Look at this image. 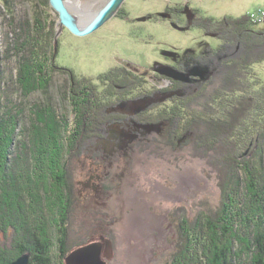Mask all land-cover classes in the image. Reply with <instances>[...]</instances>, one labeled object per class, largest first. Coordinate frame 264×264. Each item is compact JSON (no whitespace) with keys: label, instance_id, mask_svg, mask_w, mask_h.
<instances>
[{"label":"rangeland","instance_id":"374dc122","mask_svg":"<svg viewBox=\"0 0 264 264\" xmlns=\"http://www.w3.org/2000/svg\"><path fill=\"white\" fill-rule=\"evenodd\" d=\"M67 1L71 12L75 14L81 24H85L109 0H96L97 2L94 3L89 0ZM123 8L128 18L123 20L112 18L94 33L83 37L73 35L69 30L61 27L59 16L52 9L49 0H14V17L8 21L4 20L8 18L4 16L5 14L0 15V80L3 81L1 87L9 91H7L9 99L1 100L6 110L9 108L8 110H12L17 115L13 116L14 120L19 119L15 130L22 133L24 129H27L32 141L36 140L34 135H37L40 128L44 132L45 127L51 126L52 121L47 115L53 116L55 123L59 116V122L66 120L67 124L64 125L70 126L68 134L61 133L62 135H59L62 140L61 144L66 146L69 136L72 134L70 130L71 126H74L73 120L75 119L71 100H75L77 103L78 100L72 93L70 77L57 71L48 75L51 79L48 95L51 102L46 100L41 91L26 93L27 91L23 90L22 86H17L18 73L23 69L20 67V57L25 56V54H21V48L16 47L17 43L15 44L17 36L21 32L24 35H30L31 38L33 35L37 37L38 48L36 47V50L38 54L42 53L41 36H44L45 42H48L49 45L47 49L49 60L44 58L43 62L38 58L34 65L44 66L48 72L52 71L53 66L56 65L72 71L76 76L94 79V82H97L96 78L99 75L118 69L117 76L119 78L115 81L120 79L118 84H123L124 87L130 86L128 90H114L111 94L112 98L106 102L105 107L107 108L102 113L101 129L97 135L99 138H94L92 134L89 136L87 133L84 135V139L83 135L70 139L72 145L75 146L73 149L75 148L76 153L67 158L66 175L60 185L47 179L46 163L39 161L37 152L39 145H36L38 140L33 141L34 144L26 143L28 147L25 149L28 148L27 153L31 154L29 156L31 159L23 165L22 171L19 169L22 163H19L18 168L13 167L18 165L17 163L13 165L14 140H11V149L9 148L11 157L7 156L8 158L5 160L6 146L9 147L6 138L8 134L12 136V132H14L13 125H9L11 119H7L8 124L4 125V128L6 129L8 125L7 128L12 132L4 135L2 146L0 144V148L2 147L0 169H7L9 166L12 171H8L7 175L5 173L6 176L2 175L3 178L0 180L3 182V186H0L2 190L0 191V201L4 202H0V206L2 205V210H4L3 206L6 205V211L2 213H5L4 216L7 212V214L11 213V218L5 216L1 220L10 222L9 224H13L15 228V231L7 233V238L3 236L0 238V242L7 244L9 254L7 260H18L24 255H30V253L19 255V247L15 244L26 242V229L22 228V225L29 219V221L32 220V224L26 226L29 228L27 233L37 248L38 246L44 247V240L48 239L50 234L55 237L54 234L57 233V240L50 239L47 257L42 256V258H47L50 264H67L66 259L72 252L93 243L103 245L101 261L107 264H217L214 256L221 249L226 251L228 264H259L257 248L250 250L243 237H251L254 232L257 235L264 233V228H262V225L264 226L263 201L254 199L253 204L246 207L244 200L252 198L251 196L254 194L252 192L244 194L243 190L241 194L235 193V191H230L233 190V185H226V183L223 185L219 180L221 174H228L230 164L227 157L231 153L234 156L235 154L236 156L241 155L240 146H237L239 144L233 143L236 147L232 146L231 142H224L225 138L223 137L222 140H217L223 132L222 128L218 126L214 131L209 132L199 123L201 126L197 125L194 131L192 129L188 132L191 122L186 117L191 112L185 116L184 110L182 113L176 108L174 109L175 106L172 107L169 102H166L173 95L193 97L201 89L200 86L208 83V94L211 92L214 94L220 87L224 89L223 86L228 82L222 79L223 77L221 78L222 70L221 67L218 68L219 61L222 62L223 59L217 58L212 50L222 49L220 54L225 55L224 59L227 60V58H238L241 45L236 44L234 47L220 45L214 37L206 36L196 28L189 27L188 29L186 25L188 18L184 16L179 22H176L181 26L186 25L184 31L172 27L174 24L171 25L168 20L153 23L145 21L143 18L170 10L172 13H181L185 10L188 12V9L197 10L204 17L216 20L224 17L248 16L251 18L250 14L261 10L262 15L260 18L257 17V21L264 23V0H126ZM38 16L46 23L47 32L44 35H42L44 31L41 32L33 26L34 19ZM155 16L159 18V16ZM161 17H165V15H161ZM6 21L13 25L9 30ZM6 30L13 35H6ZM8 39L12 42L9 51L12 57L7 55L5 48ZM203 44H206L207 47H203ZM209 50L210 54H205ZM259 52H262L260 55H263L264 48ZM32 53L29 51L26 53V57L31 56ZM185 58H188V63L197 60V66L203 65L202 67L207 70V74L202 78L193 76L200 81L194 83L192 80L190 83H179L173 80L176 84L171 85L153 78V74L155 75L159 70L155 65L171 67L179 59L178 64L174 66L181 68L185 62L181 59L185 60ZM119 60L134 63L142 68H147L148 71L145 70L146 74H142L143 71L139 72L129 67L118 68L116 64ZM28 61L24 59V64H28ZM235 61L238 60L235 59ZM31 63L33 64L32 61ZM209 63L212 66H208ZM31 69L35 70L32 67ZM211 69H215V74L211 80H208ZM252 73L253 77L259 80L247 82L244 88L245 93L241 95L249 96L242 98V103L249 111L256 110L257 112L256 101L261 96L263 97L262 89L259 86L261 87L264 83V63L255 66ZM34 75L44 86L45 79H40L38 72H35ZM143 83L146 88L152 86L151 90H140L143 89L141 86ZM212 87L214 88L211 89ZM167 89H171L168 97V94L161 93ZM232 90H235L236 93L234 91L231 94L226 91L225 94L220 95L222 102L225 103V100L232 96L236 99L241 97L239 95L241 91L238 88H232ZM127 91H132L135 99L131 94L128 95ZM247 91L248 93H246ZM105 92L106 90L103 91V93ZM141 95L142 98H140ZM11 98L14 103L10 102ZM135 100L138 101L136 104L119 108L121 103ZM45 102L49 106L47 109L44 108L47 110L46 114L44 113V120L34 116V112L38 113V107L36 110H32V108L34 104L42 105ZM164 103L170 107L168 112L163 108ZM217 104L218 106L220 104L218 100L213 101V106ZM220 107L222 108V105ZM184 108L186 109V105ZM187 108L190 109V107ZM234 112V109H230L222 121L225 125L228 124L229 132L233 128L237 133L238 120L235 117L238 113L234 114ZM154 113H157V117ZM162 114L167 118H174V122L168 125H152L149 122ZM182 116H185L188 124L182 123ZM139 118L144 121L148 120V123L151 124L140 125L141 119L139 120ZM113 119H119L128 125L125 134H123L122 125L116 127L110 123L107 124ZM262 121V117L258 118L255 115L251 118L246 117L244 122L250 123L251 131L248 130L250 134L248 131L245 134L253 139L258 134L257 131L263 128ZM214 125L215 123L212 122V126ZM57 127L58 125L56 130ZM202 129L204 130L202 131ZM67 130L65 129V131ZM23 133L26 135L25 131ZM102 138H107L112 142H122L121 147L122 149L126 147V150L123 152L121 149L118 155L103 159L102 154L105 155L103 144L106 141ZM75 140L76 142H74ZM78 142H80L79 146ZM43 144V146L46 145ZM214 147L217 149L215 150ZM106 149L108 152L112 150L111 146ZM60 152L59 154L63 156L65 147L61 146ZM108 152L106 154L110 156L111 154ZM62 159L64 158L62 157ZM5 161L9 162L7 167L3 164ZM246 162L258 166L256 168L262 172H260L262 176H257L254 180L257 185L253 184L254 187L259 184L262 187L264 169L261 170L259 159H245L242 163ZM111 164L112 166H110ZM60 165L62 167V161H60L58 169L52 171L56 176L62 173ZM95 171L98 177L100 174L102 176L97 179L94 175ZM224 171L225 173H223ZM67 185L71 188L69 195L65 190ZM46 195L49 198L48 204H45L44 196L46 197ZM17 204L27 206L30 212L25 214L29 215L30 213V215L26 216L24 211L16 209ZM238 209L241 211L238 212ZM246 213L251 214H249L250 218L254 222L253 231L248 235L243 234L246 232L242 233L240 229V224L244 222L242 218H246ZM24 216L28 218L25 219ZM258 216L262 217L263 222L258 219ZM0 224L3 223L0 222ZM223 233L226 238L230 239L229 241L220 238ZM61 238H66L62 251L58 245V242H61L58 240ZM33 254L29 256V264H39L40 258H36V263H34ZM222 261L219 259V263ZM0 264L2 263L0 262Z\"/></svg>","mask_w":264,"mask_h":264},{"label":"trees","instance_id":"16d2710c","mask_svg":"<svg viewBox=\"0 0 264 264\" xmlns=\"http://www.w3.org/2000/svg\"><path fill=\"white\" fill-rule=\"evenodd\" d=\"M13 4H14V0H0V6H1L0 15L5 14L4 16L8 17L4 20L10 21L11 17H14ZM35 15H37V14L35 13ZM250 15H251V18L248 16H242L239 18L224 17L223 19L216 20V19H213L210 17H204L202 15V13L197 11V10L191 11V9H188V21H189L188 22V29H189V27L190 28H196V29L200 30L204 35L214 37L219 42L220 45L223 44V45H228V46L234 47L236 44H240L241 45L240 52H239L240 55L238 56V58L237 57L231 58V59L227 58V60H225L224 59L225 55L222 56L223 54H220L223 51L222 49L220 50L218 48L219 51H218V49L217 50L211 49L213 51V54H215L217 56V58L223 59L222 62L219 61L221 66L218 65V68L221 67V70H222L220 72V73H222L221 78L223 77L222 79H224V80L229 79V80H227L228 84L226 83V85L223 86L224 89H222L220 87L219 89H217L214 92V94H213V92L208 94L209 93V88H208L209 83H208L207 85H205V84L202 85V87L200 86L201 89H199L197 91V93L195 94V96L197 95L196 97L193 96V97L186 98L185 96H175L173 98L171 97L170 99L166 100L167 103L168 102L170 103V106H172V107L175 106L174 109L176 108V110H179L182 113L184 110L185 116L189 112L192 113V114L189 113V115H187V117H186L191 122L190 130H188V132H190L192 129H193L192 131H194V128H196L195 126L200 125L199 123H201L202 128H206V130L209 132L214 131V129H216V127L218 126V127L222 128L223 132L221 133V136L219 137V139L217 138V140H222V137L223 138L226 137L224 142H226V143L231 142L232 145H234L233 143L239 144L237 146H240L241 155L238 154V156H236V154H235V156H234V154L231 153L232 156H230L231 155L230 154L229 157H227V161L230 164V168L227 171L228 174L227 175L221 174L219 177V180H220L221 184H223V185H225V183H226V185H229V184L233 185V190H230V191H235V193L241 194L242 190L244 191L243 192L244 194H247L249 192H252V194L254 193V195L251 196L252 197L251 199L247 198V200H244V202H245L244 206H246V207H248L250 204H253L254 199L257 201L262 200L263 205H264V183L262 184V187L260 184L256 187L253 186V184L257 185L254 180L257 178V176L258 177L262 176L261 175L262 172L257 169L258 166H253L252 165L253 163L249 164L246 162L248 164V166L246 165V163L245 164L242 163L243 161H245V159L250 160V159L256 158V159H259V164H260L261 170L264 169L263 168L264 167V164H263L264 163V126L261 130L257 131L258 134L255 137H253V139H252V138L248 137V134H250L249 131H251L249 129L251 127L250 123L244 122V119L246 117L251 118L253 115H255L258 118L262 117V120H263L262 122L264 123V83L262 84L261 87L259 86V88L262 89L261 92L263 93V97L261 96L256 101L257 102L256 104H258L257 112H256V110H254V112L249 111L248 108L244 107V105L242 103V98L248 97L249 95H245V96L241 95V94L245 93L244 88L246 87V84L248 81L259 80L258 78L255 79V77H253L252 72L254 71L255 66H258V65L264 63V53H263V55H260L262 52H259L260 49L264 48V23L261 21L260 22L257 21L258 20L257 17L260 18V16L262 15L261 10L257 13H252ZM38 18H39V16L34 19L35 24H33V26H35V29H39V31H41V32L44 31L42 33V35H44L45 32H47L45 29L46 28L45 27L46 23H44L45 20L43 21V19H40V18H39L40 19L39 20ZM8 21H6V23L9 27L8 28V30H9L10 28L13 27V25H11V22H8ZM162 21H163V19H162ZM177 24H179V23H177ZM184 29H186V28H184ZM8 30H6L7 32H5L6 35L7 34L13 35ZM9 39L6 41V47H5L7 49L6 50L7 55L9 54L10 47L12 45V42ZM31 39H32V41H31ZM41 39H42L41 40V51H42V53H39L40 55L38 54V51L36 50V47L38 48L36 36L33 35L31 38L30 35H24V33L21 32V34L19 36H17L16 42L14 41L15 44L17 43L16 47H18L19 49L21 48V50H22V52L20 51L21 54H25V56L20 57V67H22L23 69L20 70L18 73L19 74V76H18L19 81H17L18 85L17 84L16 85L18 87L22 86V89L24 88L23 90L27 91L26 93H33V92L35 93V92L41 91V93L45 96L46 100L48 102H51L52 100L48 96L49 90L51 87V83H50L51 79H49V76H48L49 73L51 75V74H53L51 72L57 71L62 75L67 74L70 77L72 87H73L72 93H74V96L77 97L76 100H78V103L75 100H71V107L73 109V114H74L75 119L73 120L74 126H71L72 128L70 131L72 134L69 136L67 145L65 146L64 144L63 145L61 144L62 140H60L59 135L61 133L63 135L68 134L70 126L64 125V124H67L66 120L59 122V118H60L59 116H58L56 123H55V119H53V116L47 115V117L50 119V121H52L53 124L51 123L50 127H48V126L45 127L44 132H43V129L40 128L37 135H34L35 139L38 140V142H36V145L37 144L39 145V147L37 146L38 156L40 157L39 161H40V163H44V162L46 163L45 169H47L46 173L48 175V180L49 181L53 180L55 182V184L60 185L61 183H63V178L66 175V169L65 168L67 166V158H69L71 156V154L76 153V151L74 150L75 148L73 149V147H75V146L72 145V143L70 142L71 141L70 139H72V137L74 139L77 136L81 137L82 135H83V139H84L85 138L84 135H86L87 133L89 136L92 134V136L94 138L97 137V135H99L98 133L101 129L102 113H104V111L107 108V107H105L106 102L110 101L109 98H112L111 94L114 90H117V88L122 87V86L124 87L125 85L118 84L120 82L119 81L120 79H118V81H115L117 78H119L117 76L118 69L111 71V73H107V74L105 73V74L99 75L98 78H96L97 82H94V79L92 80V79H89V78H86L83 76H76L72 71H70L66 68L57 67L56 65H54L53 70L52 71L49 70V72L46 68H44V66L39 67V65L38 66L34 65L37 63L38 57H39V59H42L43 62H44V60H43L44 58L45 59L47 58L49 60V58L47 57V55H48L47 49L49 47L48 42H45L44 36H41ZM203 47H207L206 44H203ZM29 51H31L33 53L31 56L28 55L29 57H26V53H29ZM210 52H211L210 50L206 51L205 54H210ZM35 54H36V56H35ZM9 56H11V55L9 54ZM34 58H36V59H34ZM24 59L29 60L28 64H24ZM235 59L238 61H235ZM31 61L33 62V64L31 63ZM196 63H197V60L194 62L188 63V65L189 64H196ZM25 65H27V66L24 69ZM210 65L211 64L209 63L208 66H210ZM202 66L203 65H201L200 67L202 68ZM31 67L35 68V70L33 71V69H31ZM204 69L205 68H202L203 71H204ZM214 71H215V69L214 70L211 69V71L209 72L210 75H209L208 80H211L213 78V76L215 74ZM35 72L36 73L38 72V76L40 75L39 76L40 79H42V80L45 79L44 80L45 81L44 86L41 84L40 80H37V76L35 78V75H34ZM196 79H198V78H196ZM1 83H3L2 80H0V119H1L0 120V144L2 146V143L5 139L4 137L8 133H10V131H11L9 128H7L8 125L6 127L7 130L4 128V125L8 124L7 119H11L9 125L10 126L13 125L12 129L14 130V132L11 131L12 136H10L8 134V136L6 138V140H7L6 142L9 144V147L6 146L7 155L5 154V160L10 156L9 151L11 149L10 148L11 140L12 141L16 140L14 145H13L15 148V150H13L15 152L13 161L15 163H17L18 165H15L13 167L18 168V166L20 165L19 163H22V166L19 167V169L22 171L23 165L27 164L29 159H31L29 157V156H31V154L27 153L28 148L25 149V147H28V145H26V143H29V144L33 143L34 144L35 140H33L34 142L32 141L30 134H29L30 132L27 129L23 130V131H25L26 135L23 133V131L21 133L20 131L15 130V129H17V126L19 124V121H18L19 119L17 118L16 120H14L13 116H17V115L15 113H13L12 110H6L5 109L6 107H4L2 100L6 99V98L9 99L8 93H7L8 89H7V91L4 90V88L1 87ZM141 86L143 87V89H146V91L148 89L151 90L150 88H152V86H150V88H146L144 86V83ZM213 88L214 87H212L211 89H213ZM232 88H238L239 91H241V93L239 94V95H241V97L239 96L236 99V97L232 96V97H229V99L225 100V103L222 102L221 96L223 94H225L226 91H229V93L232 94L235 91V90H232ZM104 90H106L105 93H103ZM165 91H167V92H164V93H170L169 92L170 90H165ZM76 92H77V94H75ZM203 93H205V94H203ZM235 93H236V91H235ZM246 93H248V91ZM201 95H203V96H201ZM225 97H227V96H225ZM215 100H218V102L220 103L219 106H218V104L216 106H213V101H215ZM12 101L13 100L11 98L10 102H12ZM12 103H14V102H12ZM185 105H186V109L184 108ZM221 105H222V108L220 107ZM40 106H42V107H40ZM48 106L49 105L46 102L44 104L42 103V105L34 104L32 110L33 109L36 110V108L38 107L37 109H38V113H39L38 114V113L34 112L35 113L34 116H37V118H39V119H41V118L44 119V113L46 114V112H47L46 109ZM235 106H237V107H235ZM187 107H190V110ZM239 107H241V108H239ZM44 108H46V109H44ZM53 108H55V107H53ZM163 108H164V110H167V112H168V109H170L169 105H166V104L163 106ZM230 109H234V111H235L234 114L238 113L235 117V119L238 120L237 121L238 127H236L238 129V130H236L237 133H235L233 128H232V131L229 132V130L227 129L228 124L225 125L222 121L223 116L226 115V113H229ZM169 112H170V110H169ZM154 115H156V117H157V113H154ZM173 115H174V113H173ZM160 116H162V117H160ZM185 116L181 117L182 123H186V121H187V120H185ZM54 118H56V116H54ZM173 119L174 118H171V119L167 118L166 115L162 114V115H159V117L156 118L155 120H150L149 122H151L152 125H157V124H162V123L168 125L170 123H173V121H174ZM212 122L215 123L214 126H212ZM144 123H146L148 125L151 124V123H148V120L144 121ZM186 124H188V123H186ZM57 125H58V127L56 130ZM90 125H91V127H90ZM68 126H69V128L67 130ZM54 127H55V129H54ZM62 127L65 128L67 131H65V129L62 130L61 129ZM203 130L204 129H202V131ZM41 131H42V133H41ZM182 131H185V130H182ZM246 131H248V134H245ZM55 135H57L58 137H56ZM53 136H54V138H53ZM20 137L22 140L20 139ZM175 137H176V135H175ZM97 138H99V137H97ZM213 138H215V137H213ZM246 138H248L249 140ZM74 142H76V140ZM238 142H240V143H238ZM43 143H45L46 145L43 146L44 145ZM15 144H17V145L15 146ZM79 145H80V142H78V146ZM61 146H62V148L65 147V152L63 153V156H61V154H59V153H61L60 152ZM234 146L236 147V145H234ZM47 148H49V149H47ZM1 149H2V147L0 148V158H2L1 157L2 156ZM214 149L216 150L217 148L214 147ZM48 153H49V155H48ZM62 157L64 159H62ZM35 158H36V156H35ZM36 159H34V160H36ZM17 160H18V162H17ZM60 161H62V167L60 165L62 173L60 175L56 176L52 171H54V169L55 170L58 169L57 167H59ZM15 163H13V165ZM0 164H1V161H0ZM3 164H5L7 167L9 162L5 161ZM24 169H25V166H24ZM45 169H43V170L45 171ZM15 170L17 171V169H15ZM8 171H12L9 166L7 167V169H3V170L0 169V180H2V178H3L2 175L6 176L8 174ZM5 173H6V175H5ZM223 173H225V171ZM243 177H244V179H243ZM61 179H62V181H61ZM228 179H230V180H228ZM4 180H6V179H4ZM1 185L3 186L2 181H0V186ZM65 190H66V193L69 195V193L71 192V188L68 187V185H67V186H65ZM0 191H2V190L0 189ZM44 198H45V204H48V202H49L48 196L46 195V197L44 196ZM1 203H4V202H1ZM5 206H3L4 210H2V205L0 206V222L3 223V224H0L2 226V229L0 230V238L2 236L7 238L6 236H7V233L9 231H12V232L15 231L13 224H9L7 221L4 222V220H1L2 218L4 219L5 216H6V218H11L10 217L11 213L7 214L8 213L7 212L5 216H4L5 213H2L3 211L4 212L6 211ZM13 207H14V205H13ZM16 209H19L22 212L24 211V214L28 211L30 212V210L27 206H24V205L22 206L20 204H17ZM239 211H241V210L238 209V212ZM243 213H244V211L242 210V214ZM249 214L250 213L245 214L246 218L243 217L242 219L244 222H242V224H240L241 232L242 233L246 232V233H243L245 235H248L251 231H253L252 228L254 227L253 219L251 220V218H250L251 214L250 215ZM16 215H18V213H16ZM25 215L29 216L30 213H29V215L28 214H25ZM27 218L25 217V219H27ZM258 219L261 220V222H263L262 217L258 216ZM23 223H24V225H22V228L26 229V238L27 239L25 238L26 242L15 243L19 247V253H20L19 255H23L26 253H30V254L34 253L33 254L34 263H36V261H35L36 258H40L38 260V261H40L39 264H50V261L47 258H42V256L47 257V249H48L47 247L50 246L49 243L52 239L57 240L56 239V238H58L57 233L54 234L55 237L52 236V234H50V237L48 239L44 240V243H45V244L43 243L44 247L38 246V248H37L35 246L36 244L31 242V240L29 239L28 233H27V230L29 228L26 226L32 224V220L29 221V219H27V221H24ZM20 226H21V224H20ZM262 228H264L263 225H262ZM238 229H239V227H238ZM240 229H239V231H240ZM204 231H205V229H204ZM223 234L220 236V238L224 239L226 241L227 240L229 241L230 239L226 238ZM63 236H65V234ZM243 238H245L244 239L245 244L247 245V247L250 250L257 248L258 253H259L258 263L264 264V233L257 235L254 232V234L251 237L245 236ZM36 239H37V237H36ZM251 239L253 240V242ZM244 240H243V242H244ZM37 241H38V239H37ZM58 241H61V242H58V245L60 246L59 249L62 251L63 247H65L64 244H65L66 238H64V239L61 238ZM25 246H26V248H25ZM8 255L9 254L7 252V244L5 242H0V262L2 264H13L17 260V259L7 260V258L9 257ZM232 257H233V254H232ZM226 258H227L226 257V251L223 249L217 251V253H215V256H214V259L217 262V264H228L226 262ZM219 259L223 260L222 263H219Z\"/></svg>","mask_w":264,"mask_h":264},{"label":"water","instance_id":"95a60500","mask_svg":"<svg viewBox=\"0 0 264 264\" xmlns=\"http://www.w3.org/2000/svg\"><path fill=\"white\" fill-rule=\"evenodd\" d=\"M125 1L126 0H109L106 5L85 24H81L75 14L71 12L67 0H49V3L52 9L58 14L61 27L66 28L73 35L83 37L94 33L115 17ZM175 27L178 28L177 26ZM181 30L184 31L185 29L182 28ZM202 68L199 65H194L192 69L181 72L172 67L165 66L159 69L158 72L175 81L190 83L193 76L202 78L207 74V70L204 69L203 71ZM136 102L138 101L121 103L119 108L131 106L132 104H136ZM102 250L103 245L101 243H93L72 252L67 257L66 262L67 264H107L101 261ZM29 256V254L24 255L13 264H29Z\"/></svg>","mask_w":264,"mask_h":264},{"label":"flooded vegetation","instance_id":"af4514ba","mask_svg":"<svg viewBox=\"0 0 264 264\" xmlns=\"http://www.w3.org/2000/svg\"><path fill=\"white\" fill-rule=\"evenodd\" d=\"M89 1H92L93 3L94 2H97L96 0H89ZM79 2H80V0H79ZM126 2V1H125ZM125 2H124V4H125ZM124 4L122 5V7H121V9L119 10V12L117 13V15L115 16L116 18H120V19H126V18H128V15L125 13V11H123L124 10V8H123V6H124ZM155 15H157V16H159V18H157ZM161 15H165V17H161ZM183 16L184 17H187L188 18V12L185 10V11H183V12H181V13H172L171 12V10L170 11H166V13H158V14H153V15H149V16H144V20L145 21H149V22H165V21H170V23H171V25H173L174 24V26H172V27H174L175 29H178V30H181L182 28H185L186 27V25L188 26V19H187V24L185 25V26H181L180 24H177L176 22H179L180 21V19L181 18H183ZM115 17H113V18H115ZM162 19H163V21H162ZM178 20V21H177ZM175 26H177L178 28H176ZM182 31V30H181ZM180 60L179 59H177V61L175 62V64H178V62H179ZM181 61H185L184 62V65H182V67L180 68H178V67H175L174 65L175 64H172L171 65V67L172 68H174V69H176V70H178V71H181V72H185V71H188V70H190V69H192V67H194V65H197V63L196 64H189L188 65V58H185V60H182L181 59ZM183 64V63H182ZM117 67L118 68H122V66H123V68L125 69V68H127V67H129V68H131V69H134V70H136V71H143V73L142 74H146V71H148L147 70V68H142V67H140V66H138V65H136V64H134V63H130V62H126V61H121V60H119L118 62H117ZM124 66H126V67H124ZM156 67H158L159 69H162V67H165V66H161L160 64H157V65H155ZM113 67H115V66H113ZM170 67V66H169ZM155 69V68H154ZM146 70V71H145ZM149 71H150V69H149ZM156 75H159V76H156ZM153 78L155 79V80H159L160 82H163V83H170L171 85L172 84H176V82H174L173 80L174 79H172V78H169V77H167V76H165V75H162V74H160L159 72H157L155 75L153 74ZM192 80H194V83L195 82H198V81H200V79H196L195 77H192ZM177 82H179V81H177ZM180 83V82H179ZM130 88V86L128 85V86H126V87H119V88H117V89H119L120 91L121 90H123V89H125V90H128ZM169 88V87H168ZM142 91L144 90V89H141ZM167 90H170L171 91V89H167ZM128 93H130L131 95H132V91H127ZM165 92H167V91H165ZM137 93H139V92H137ZM162 94H164V92H161ZM129 94V95H130ZM143 94V93H142ZM165 94H168L167 95V97L170 95V93H165ZM132 97H133V95H132ZM143 96L141 95L140 96V98H142ZM173 97H175V95H173L172 96V98ZM134 98V97H133ZM144 98H147V97H144ZM143 98V99H144ZM135 99V98H134ZM130 100H132V99H130ZM141 119V121L139 122V124L140 125H148V124H146V123H144V120L142 119V118H139V120ZM108 123H110L111 125H114V126H120V125H122L123 126V134H125L126 132H127V127H128V125L127 124H125V122L123 121H121V120H119V119H113L112 121H110V122H107V124ZM113 123V124H112ZM162 124H164V123H162ZM158 125H161V124H158ZM125 127V128H124ZM146 127V126H145ZM116 131V130H115ZM117 132H118V130H117ZM116 132V133H117ZM115 132H113V134H114ZM115 135V134H114ZM109 138V137H108ZM104 141H106V143L105 144H103V146H104V149H103V152L105 153V155L104 154H102V157H103V159L105 158V159H107V157H108V159L109 158H111V156L112 157H114L115 155H118L121 151V149H122V147H121V145H122V142H112L111 140H107V138H102ZM100 140V139H99ZM101 141V140H100ZM109 146H111V151H109L108 152V150L106 149L107 147H109ZM125 146H126V144H125ZM123 152L126 150V147H124L123 149ZM108 152V154L110 153L111 155L109 156V155H107L106 153ZM102 159V158H101ZM110 166H112V164L110 165ZM109 169H111L110 167H109ZM107 173V172H106ZM95 176H96V178L98 179L100 176H102V174H100V176L98 177L97 175H96V171H95V174H94Z\"/></svg>","mask_w":264,"mask_h":264},{"label":"bare ground","instance_id":"6f19581e","mask_svg":"<svg viewBox=\"0 0 264 264\" xmlns=\"http://www.w3.org/2000/svg\"><path fill=\"white\" fill-rule=\"evenodd\" d=\"M260 22V21H259ZM51 29V28H50ZM1 50V49H0ZM4 55V54H3ZM39 58V57H38ZM249 63V62H248ZM125 75V74H124ZM244 75V74H243ZM117 80V79H116ZM227 80H229V79H227ZM217 89V88H216ZM197 93V92H196ZM195 93V94H196ZM221 93V92H220ZM207 100V99H206ZM220 101V100H219ZM208 105V104H207ZM8 110V109H7ZM190 110V109H189ZM194 112V111H193ZM7 113V112H6ZM196 116V115H195ZM10 117V116H9ZM143 117V116H142ZM224 117V116H223ZM58 118V117H57ZM171 119V118H170ZM199 119V118H198ZM201 119V118H200ZM194 120V119H193ZM230 120V119H229ZM171 121V120H170ZM174 122V121H173ZM169 127V126H168ZM221 132V131H220ZM178 133V132H177ZM18 134V133H17ZM30 134V133H29ZM28 134V135H29ZM226 138V137H225ZM16 139V138H15ZM16 140H14V142H15ZM36 141V140H35ZM83 141V140H82ZM263 142V141H262ZM215 143V142H214ZM173 144V143H172ZM17 144H15V146H16ZM174 146V145H173ZM233 146V145H232ZM20 147V146H19ZM227 147V146H226ZM230 148V147H229ZM233 148V147H232ZM21 151V150H20ZM18 156V155H17ZM11 157V156H10ZM46 157V156H45ZM13 158V157H12ZM40 158V157H39ZM44 159V158H43ZM186 159V158H185ZM235 159V158H234ZM50 161V160H49ZM15 163V162H14ZM223 170V169H222ZM58 172V171H57ZM130 173V172H129ZM82 175V174H81ZM53 176V175H52ZM48 179V178H47ZM51 183V182H50ZM221 187V186H220ZM249 190V189H248ZM258 190V189H257ZM254 194V193H253ZM223 197V196H222ZM230 197H231V195H230ZM235 199V198H234ZM251 199V198H250ZM230 201V200H229ZM223 204V203H222ZM238 205V204H237ZM252 205V204H251ZM250 205V206H251ZM204 207V206H203ZM228 207V206H227ZM204 210V209H203ZM229 212V211H228ZM10 223V222H9ZM231 224V223H230ZM256 224V223H255ZM228 229V228H227ZM224 235V234H223ZM17 253V252H16ZM22 253V252H21ZM31 255V254H30ZM150 264V263H149Z\"/></svg>","mask_w":264,"mask_h":264}]
</instances>
